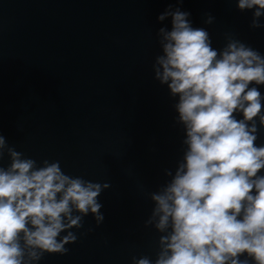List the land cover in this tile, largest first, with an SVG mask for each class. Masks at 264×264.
<instances>
[{"label": "water", "instance_id": "obj_1", "mask_svg": "<svg viewBox=\"0 0 264 264\" xmlns=\"http://www.w3.org/2000/svg\"><path fill=\"white\" fill-rule=\"evenodd\" d=\"M169 5L177 0H0V134L38 165L59 161L70 176L110 185L98 198L103 220L84 216L68 251L39 264H155L165 233L148 223L151 196L186 150L178 98L153 67L158 31L171 27L158 16ZM179 6L214 48L238 40L264 54V27L252 28V12L235 0ZM9 163L5 150L0 166Z\"/></svg>", "mask_w": 264, "mask_h": 264}, {"label": "clouds", "instance_id": "obj_2", "mask_svg": "<svg viewBox=\"0 0 264 264\" xmlns=\"http://www.w3.org/2000/svg\"><path fill=\"white\" fill-rule=\"evenodd\" d=\"M264 27V0H235ZM169 5L158 22L162 54L155 79L178 98L186 150L171 180L151 199L155 228L165 233L155 264H264V54L238 40L213 47L210 33L193 26L190 13ZM214 17L208 15L205 23ZM242 117V118H241ZM0 264H39L64 254L70 231L91 213L110 185L66 174L59 161L42 165L9 147L0 134ZM62 233H67L63 235ZM133 264H153L148 257Z\"/></svg>", "mask_w": 264, "mask_h": 264}]
</instances>
